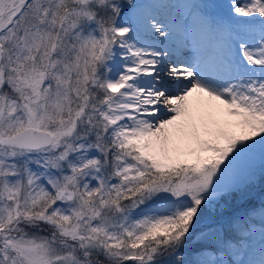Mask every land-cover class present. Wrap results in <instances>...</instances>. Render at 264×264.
<instances>
[{
    "label": "snow or ice",
    "instance_id": "1",
    "mask_svg": "<svg viewBox=\"0 0 264 264\" xmlns=\"http://www.w3.org/2000/svg\"><path fill=\"white\" fill-rule=\"evenodd\" d=\"M0 264H264V0H0Z\"/></svg>",
    "mask_w": 264,
    "mask_h": 264
}]
</instances>
